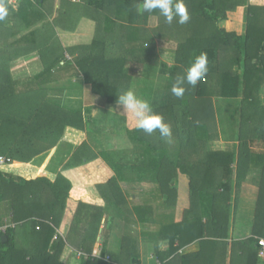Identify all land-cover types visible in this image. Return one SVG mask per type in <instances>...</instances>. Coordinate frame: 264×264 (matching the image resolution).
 <instances>
[{"label": "trees", "instance_id": "obj_1", "mask_svg": "<svg viewBox=\"0 0 264 264\" xmlns=\"http://www.w3.org/2000/svg\"><path fill=\"white\" fill-rule=\"evenodd\" d=\"M28 1H19V16L25 20L28 12L24 5ZM61 1L68 7L54 23L64 30H74L80 17L72 10L76 6H69L68 0ZM140 2L86 0L84 14L97 18L98 27L87 45L64 48L56 39L53 27V34L47 31L38 40L45 55L57 61L63 58L64 51L76 54L74 62L83 82L89 85L92 94L104 98L108 104L114 103L123 90L128 77L123 73L126 59L136 58L168 72L170 77L164 91L153 93V83L145 84L147 74L142 78V88L137 89L170 124L172 137L184 158L174 164L167 152L168 140L158 132L148 135L135 129L128 117L125 132L132 148L116 149L106 142L94 151L83 136L89 118L85 119L80 111L66 110L46 100L48 87L41 82L50 75V70L43 69L30 88L27 86L17 94L21 98L32 95L28 99L32 104L21 106L32 108V113L21 116L19 110L8 114L3 113V110L7 112L6 107L0 109V156H7L10 162L4 165L11 169L16 166L18 172L13 171L19 174L13 178L9 173L7 184H2L4 174L0 171V191L3 190L0 201H9L10 212V224L0 230V264H65L60 257L67 245L80 253V264H141L130 236H122L117 251L109 252L105 247L107 234H104L112 222L107 207L118 209L122 214L131 213L119 182L126 179L128 172L137 173V170L150 173L159 186L165 207L175 206L178 170L188 177L189 208L180 223L170 222L160 231L158 236H168L170 247L166 252L156 249L153 253L158 264H225L226 260V264H257L259 261L258 240L264 239V104L259 98L260 87L264 85V5H254L248 0H184L190 14L187 23L179 24L174 19L169 24L155 10L158 24L150 29L137 24L147 13H138ZM240 6L245 8L241 30H226L220 22ZM94 10L103 12L104 22L94 15ZM105 11L112 12L114 19ZM178 31L185 35L173 39L172 32ZM30 33L34 38L35 31ZM155 38L178 43L170 56L175 65L167 66V62L159 59L154 51ZM107 48L116 51L108 55ZM201 52L207 54L208 73L195 88L185 83L183 97H175L171 87L176 77L183 75ZM3 86L0 83V102L7 106L9 92ZM214 98L236 99L234 150L206 149L207 142L217 135ZM5 128L11 132H5ZM192 155L195 158L190 159ZM98 158L113 172L107 181L95 186L105 204L78 202L69 230L62 236L57 230L71 189L62 171L89 165ZM44 160H47L46 174L34 167L43 166ZM250 172L257 185L252 236L231 241L228 247L231 202L236 206L237 200L233 193L238 192ZM103 216L105 220L101 223ZM12 223L16 226H11ZM98 236L102 252L100 257H94L92 246ZM196 241L197 251L182 252L183 246ZM219 246L223 249L221 253ZM262 260L264 264V256Z\"/></svg>", "mask_w": 264, "mask_h": 264}, {"label": "crops", "instance_id": "obj_2", "mask_svg": "<svg viewBox=\"0 0 264 264\" xmlns=\"http://www.w3.org/2000/svg\"><path fill=\"white\" fill-rule=\"evenodd\" d=\"M19 1L18 4L11 5L8 3V0H5V3L9 6V16L5 21L0 22V83L4 85L3 87L8 89L9 92L6 98V101L9 102L6 107L7 112H4L5 110H3V113L12 114L15 110L18 112L16 103L13 104L12 100L19 98L17 94H19L18 92L21 89H24L27 86L30 88L43 69L49 68L50 75H48L41 82L43 85L48 87L46 90V100L50 103L59 105L66 110L80 111L82 115L85 116V119L86 117L89 118L90 121L85 124L86 133L83 136H85L94 151L99 150L101 144L102 146L106 145V142L111 143V147L116 149H131L132 144L125 132L126 116L122 113V107L117 104V98H115L114 103L108 104L104 101V98L92 94L90 92L89 85L83 82L82 76L76 67L74 62V56L76 54L72 55L68 53V51H64L63 58L57 61L54 58H49L45 55V50L41 47L40 41L38 40V38L43 36L47 31L50 34H53V27L56 32V39L64 48L89 44L95 37V29L98 27H96L97 18H92V16L84 14L86 7L83 5L86 0H68L70 2L69 6L72 4H75L76 6L72 9L73 12L80 15L74 30H64L57 25V23H54L59 15L62 14L68 7V4L66 5V3L61 0H29L28 3L24 5V8H26V11L28 12L25 16L26 20L19 16ZM248 1L251 4L255 3L252 2L253 0ZM141 6L142 4L140 2L138 10V13L140 14H142ZM244 10L245 8L240 6L237 7L235 11L228 12L227 19L220 22V25L225 27L226 30H230L232 28L238 31L241 30V23L243 22H231L228 18L230 15H237L243 21ZM97 12L98 11L94 10V15H98L96 17L104 22L105 18L103 12ZM106 13H110V18L112 20L114 19V14L112 12ZM88 14H91V12ZM141 18L142 20L137 21L139 26L141 25L151 29L155 28L158 24L159 17L157 14L154 15L153 12H147ZM113 25L114 24H112V26ZM33 31H35L34 38L32 37V33H30ZM160 42H163V40L155 38L154 51L159 49L157 47ZM173 42L176 43L175 41ZM176 48L177 44L171 51L174 53ZM115 51V49L111 50L107 48L108 55L114 54ZM132 57L133 56L130 54V59ZM155 62L157 63V61ZM166 64L167 66L175 65L174 60H172V63ZM148 70H150L149 73H147ZM161 71L162 70L159 66L150 67L148 64L143 63L142 60H138L136 58L131 60L126 59L123 64V73L127 74L128 77L126 78L127 80L124 83L123 90L120 94L131 89L134 90L140 97L142 96L141 98L146 99L147 97L145 95H141L137 89L139 86L142 88V78H144L146 74L145 84L153 83V93L156 94L160 76L164 77V74H168V72ZM136 78L140 79L139 82ZM259 98L261 103L264 104V100H262L264 99V85L260 87ZM30 99H32V97ZM2 108L3 106L0 107V109ZM6 128H8V126H6ZM6 128L4 130L5 132H11V130H7ZM103 139H105V141ZM215 139H217V135ZM215 139L207 142L209 145H206V149L231 151L236 147L235 141V145L232 149H227V147L221 148L219 147L220 142ZM166 144L169 158L172 162L174 161V164H177V160H181L184 157H182V151H179V148L177 147L175 138L172 137L170 142L166 141ZM140 150L141 148H139V152ZM130 151L131 150H128L127 152ZM97 160L101 159L98 158ZM97 160L91 161L89 165L68 168L62 171V174L68 178L71 183V189L69 191V197L66 200L64 215L57 230V232L62 236H65L69 230L78 202H84L95 206H104L105 204L99 196L95 186L97 184L104 183L113 175L111 169L107 165L108 169H104L103 166L98 167V169L103 172L107 171L106 179L102 176L100 180H95L96 182L90 184L86 182L87 176L89 175H84L87 173L83 172L86 167H89L93 163L97 162ZM128 164H132V161H129ZM13 170L18 172V168L16 166H12L11 169V167L6 165H0V171L4 174V182L2 184H7L6 181L9 177V173L13 175V178L17 177L15 171ZM99 170H97L96 175L93 174V176L95 175L94 177H99L97 176ZM91 175L92 174H90V176ZM253 182V173L250 172L247 179L241 184L238 192L233 193L234 198L236 194L237 200L236 206L234 205V201L231 202L232 211L229 238L227 240L228 247H230L231 241L239 242L252 236L251 224L255 211L257 193V185L255 182V185H253ZM119 185L124 193L127 206L131 213L122 214V212L114 208L115 214L112 215V222L109 227L110 231L107 236V243L105 247L109 252H115L119 248L120 238L122 236H130L132 240H134L132 243L134 245V252L138 255L140 263L158 264L153 253H155L156 249L166 252L170 247L168 236L164 234L158 236L160 231L164 229V225L170 222L177 224L180 223L185 210L189 208L190 200L188 177L178 170L176 180V201L174 207H165L163 205V197L159 191V186L156 182H154L150 173H142V171L138 170L137 173L128 172V174H126V179L124 181H120ZM2 191L3 190H1L0 193H2ZM78 191H81L83 196L79 197ZM111 208L113 207H107L109 214ZM8 210L9 201L1 200L0 224H2L1 222L3 221V214ZM104 220L105 216L102 217L101 223H103ZM204 220L205 218L202 219V221ZM9 224L10 223L8 222H4L3 225L6 227ZM11 226L15 227L16 224L12 223ZM198 248V243L196 241L193 243H187V245L183 246L181 249L183 250V253H187L197 251ZM95 249L102 252L99 236L96 238V242L92 246V252ZM222 250L223 249L219 246L220 253ZM259 251V261H257V264H262L263 257L259 256ZM236 252L238 254L240 251L237 250ZM81 257L82 256L79 255L77 249L67 245L60 258L65 264H80L82 261ZM227 262L228 261L226 260L225 264Z\"/></svg>", "mask_w": 264, "mask_h": 264}, {"label": "clouds", "instance_id": "obj_3", "mask_svg": "<svg viewBox=\"0 0 264 264\" xmlns=\"http://www.w3.org/2000/svg\"><path fill=\"white\" fill-rule=\"evenodd\" d=\"M155 10H159V13L169 24L174 19L179 24H185L190 19L184 0H142V12L151 13ZM8 16L9 6L5 0H0V22L5 21ZM208 64L207 54L201 52L187 67L185 73L176 77L175 83L171 87V93L175 97L181 98L186 90L183 86L185 83L195 88L208 73ZM117 104L122 107V113L132 120L135 129L148 135L158 132L161 138L171 141L170 124L165 121L161 113L154 111L148 100L141 98L134 90L129 89L117 95Z\"/></svg>", "mask_w": 264, "mask_h": 264}, {"label": "rangeland", "instance_id": "obj_4", "mask_svg": "<svg viewBox=\"0 0 264 264\" xmlns=\"http://www.w3.org/2000/svg\"><path fill=\"white\" fill-rule=\"evenodd\" d=\"M252 2H255L254 5H264L263 4L264 1H261V0L260 1L259 0H253ZM228 20L231 22H237V23L243 22L244 23V20L242 21L240 19V17L237 15H232V16L230 15ZM243 23H241V24H243ZM183 34L185 35V33H183L182 31H178V32H172L171 36L173 37V39L178 40L182 37ZM181 41H182V39H181ZM176 44H178V43H174L173 41H167V40L163 39V42L158 43L157 48H159V49L156 50L155 53L157 54L159 59H162L165 62L168 61L167 63L170 64V63H172L170 56L172 55L171 53H173L171 50H172V48H174V46L176 47ZM165 75H167V76H165ZM169 77L170 76L168 74H164V77L160 76V79L158 78L159 79V85L157 87V90L159 92L160 91L162 92L166 89ZM261 90H262V88H261ZM259 94H260V90H259ZM261 94H262V91H261ZM31 96L32 95L29 94V95H27V97H24V98L19 97L17 99L12 100L13 104L16 103L17 107H18V105H20V108L18 109L19 115L25 116V114H24L25 112L27 114H29V113H32L34 111L32 108L25 109V108L21 107V106H25L27 104H28V106L32 104L31 101L28 100L31 98ZM262 100H264V99H262ZM213 102H214V107H215V125H216V129H217L216 130L217 131V139H215V140L220 142L219 147H221V148L227 147V149H232V147L235 145V129H236L235 121H236V117H237L236 99L235 98L234 99H231V98H214ZM8 104H9V102H8ZM0 105L4 106V107L8 106V105L5 106L2 102H0ZM17 137L18 136H14V138H17ZM256 146H257V144H256ZM15 150H18V149H15ZM10 151H11V153H13V150H10ZM190 158L193 159V158H195V156L192 155V156H190ZM43 163H44L43 166L38 165V166H34V167H39L40 171L42 170V173L46 174L47 172L45 171V166H46L47 160L46 161L44 160ZM100 166H103L104 169H108L106 164L101 160H97V162L93 163L92 165H90L89 167H86L84 169L83 172L87 173L84 175H89V176H87L86 182H88L89 184L96 182L95 180H100L102 178V176L104 177V179H106V172L107 171L103 172V171L99 170L98 167H100ZM37 170L38 169H36V171ZM97 170H99V172L97 174V176H99V177H94L97 173ZM32 172L33 171H31V173ZM16 174L19 175L18 173H16ZM90 174H92V175L90 176ZM93 174H95V175L93 176ZM252 184L255 185L254 182ZM78 196L79 197L83 196V193L81 191H78ZM29 201H32V199H29ZM110 214H112V215L115 214L113 208H111ZM9 221H10V218H9V210H8L3 214V221L2 222L10 223ZM5 228L6 227L3 224H0V230L1 231H3ZM109 231H110V228L105 230L104 234L106 233L108 236ZM100 254H101V252H99V250H98V255H99L98 257H100Z\"/></svg>", "mask_w": 264, "mask_h": 264}, {"label": "built area", "instance_id": "obj_5", "mask_svg": "<svg viewBox=\"0 0 264 264\" xmlns=\"http://www.w3.org/2000/svg\"><path fill=\"white\" fill-rule=\"evenodd\" d=\"M18 1L19 0H8V3L11 4V5H16L18 4ZM10 160L9 158L7 157H4V156H0V165H4V164H7L9 163ZM258 244L260 246V251H259V256L263 257L264 256V239H259L258 240ZM79 253V252H78ZM80 254V253H79ZM92 256L94 257H98V250L95 249L93 252H92Z\"/></svg>", "mask_w": 264, "mask_h": 264}, {"label": "water", "instance_id": "obj_6", "mask_svg": "<svg viewBox=\"0 0 264 264\" xmlns=\"http://www.w3.org/2000/svg\"><path fill=\"white\" fill-rule=\"evenodd\" d=\"M2 239H5V236H2Z\"/></svg>", "mask_w": 264, "mask_h": 264}]
</instances>
